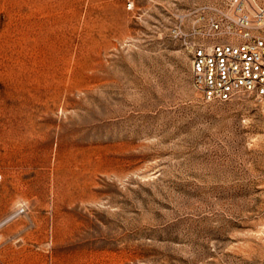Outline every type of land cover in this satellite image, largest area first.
<instances>
[{
  "label": "rangeland",
  "instance_id": "1",
  "mask_svg": "<svg viewBox=\"0 0 264 264\" xmlns=\"http://www.w3.org/2000/svg\"><path fill=\"white\" fill-rule=\"evenodd\" d=\"M228 2L0 0V264H264V104L191 82Z\"/></svg>",
  "mask_w": 264,
  "mask_h": 264
},
{
  "label": "built area",
  "instance_id": "2",
  "mask_svg": "<svg viewBox=\"0 0 264 264\" xmlns=\"http://www.w3.org/2000/svg\"><path fill=\"white\" fill-rule=\"evenodd\" d=\"M197 31L189 45L190 74L202 97L249 95L264 104V1L229 0Z\"/></svg>",
  "mask_w": 264,
  "mask_h": 264
}]
</instances>
